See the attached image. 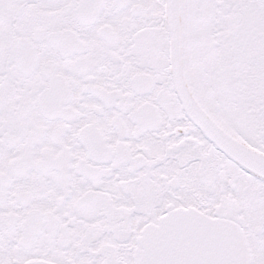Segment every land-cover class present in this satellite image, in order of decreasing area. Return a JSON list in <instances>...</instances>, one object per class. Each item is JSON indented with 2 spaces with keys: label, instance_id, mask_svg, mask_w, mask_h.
Instances as JSON below:
<instances>
[{
  "label": "snow or ice",
  "instance_id": "snow-or-ice-1",
  "mask_svg": "<svg viewBox=\"0 0 264 264\" xmlns=\"http://www.w3.org/2000/svg\"><path fill=\"white\" fill-rule=\"evenodd\" d=\"M0 264H264V0H0Z\"/></svg>",
  "mask_w": 264,
  "mask_h": 264
}]
</instances>
